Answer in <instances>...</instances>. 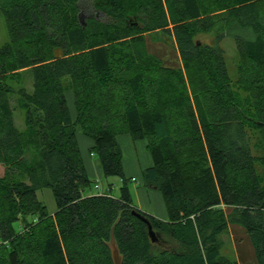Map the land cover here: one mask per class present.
Masks as SVG:
<instances>
[{"label": "trees", "instance_id": "1", "mask_svg": "<svg viewBox=\"0 0 264 264\" xmlns=\"http://www.w3.org/2000/svg\"><path fill=\"white\" fill-rule=\"evenodd\" d=\"M81 1L0 0V264H112L113 227L122 264H237L221 254L230 224L264 264V0H90L106 20L83 24ZM155 32L182 66L148 53ZM202 34L213 43L196 42ZM225 38L239 58L236 83L218 45ZM21 71L30 92L10 85ZM78 131L102 174L121 178L118 197L84 194ZM122 135L145 141L152 166L142 176L161 193L165 221L132 205ZM45 188L53 214L36 195ZM133 210L173 247L151 243Z\"/></svg>", "mask_w": 264, "mask_h": 264}, {"label": "rangeland", "instance_id": "2", "mask_svg": "<svg viewBox=\"0 0 264 264\" xmlns=\"http://www.w3.org/2000/svg\"><path fill=\"white\" fill-rule=\"evenodd\" d=\"M81 19L95 17L99 21H105L106 18L94 10L93 3L90 0H82L80 3ZM171 30V29H170ZM146 36V35H145ZM198 43L212 44V34H202L195 38ZM7 43V29L4 19L0 13V48ZM223 51L224 62L227 68L229 78L233 83L238 80V67L239 58L236 51L234 41L230 38L223 39L219 44ZM146 46L149 54L160 59L162 64L167 67H180L182 66L180 56L173 46L171 39L161 32H155L146 36ZM19 79L13 80L10 85L14 90L19 87L25 88L28 92L31 91V77L27 71L20 72ZM19 80V81H17ZM17 82V83H16ZM69 83L68 80L65 84ZM69 89V88H68ZM73 95L71 91L66 93V102L70 114L74 115ZM17 94L10 96V103L13 108V119L16 128L19 131H24V113L22 110L17 109ZM77 142L79 145L80 153L83 160L87 163L95 165L98 170L99 176H89L90 188L84 191L87 195H98L107 192L110 189V194L113 197H118L120 194V187L122 184L121 178L116 176L106 177L102 174L101 168L95 156L91 155L89 148L91 140L84 136L80 131L76 133ZM119 145L122 149V163L123 171L126 178L131 179L128 183L129 193L134 208L142 213L156 216L165 212V207L162 200V195L156 189L149 188L145 185L142 172L152 164L151 156L145 147V141L133 140L129 135H122L118 137ZM3 173V168L0 167V175ZM98 185V189H95ZM37 198L42 202L49 214L56 211V204L52 192L49 188H45L36 192ZM230 210H227L229 213ZM158 248L170 249L173 245L165 237H161ZM221 254L229 259L236 260L237 264H257L254 257V252L249 241L246 231L238 225L230 224L229 233L223 237V246Z\"/></svg>", "mask_w": 264, "mask_h": 264}, {"label": "water", "instance_id": "3", "mask_svg": "<svg viewBox=\"0 0 264 264\" xmlns=\"http://www.w3.org/2000/svg\"><path fill=\"white\" fill-rule=\"evenodd\" d=\"M80 20L82 22L81 15H80ZM132 214L146 225L147 233H148V236L150 238L151 243H153V244L158 243V238H157L155 232L153 231V228H152L150 221L144 215H142L140 212H138L136 210H133ZM106 246L108 247V249L110 251L112 264H122L123 263V257L120 254L119 248H118L116 241H115L114 227L110 231L109 240H108V242H106Z\"/></svg>", "mask_w": 264, "mask_h": 264}, {"label": "crops", "instance_id": "4", "mask_svg": "<svg viewBox=\"0 0 264 264\" xmlns=\"http://www.w3.org/2000/svg\"><path fill=\"white\" fill-rule=\"evenodd\" d=\"M92 147V142H91V146H90V148ZM145 147H146V144H145ZM90 148H89V150H90ZM83 159V158H82ZM83 162H84V166H85V168H86V171H87V174L88 175H91V176H99V174H98V170H96V167H95V165L94 164H92V163H86L84 160H83ZM123 164V163H122ZM150 166H152V164L150 165ZM149 166V167H150ZM148 168V167H147ZM161 194V193H160ZM162 200H163V197H162ZM163 204H164V200H163ZM164 207H165V204H164ZM165 212H166V208H165ZM153 217H156V218H158V219H160V220H163V221H165L166 220V218H167V213L165 214L164 213V211L161 213V215H156V216H153Z\"/></svg>", "mask_w": 264, "mask_h": 264}, {"label": "built area", "instance_id": "5", "mask_svg": "<svg viewBox=\"0 0 264 264\" xmlns=\"http://www.w3.org/2000/svg\"><path fill=\"white\" fill-rule=\"evenodd\" d=\"M95 189H98V185H95Z\"/></svg>", "mask_w": 264, "mask_h": 264}]
</instances>
